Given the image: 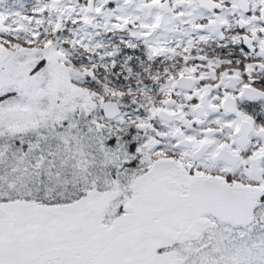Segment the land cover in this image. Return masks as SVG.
<instances>
[{
	"label": "snow or ice",
	"instance_id": "6c2138e0",
	"mask_svg": "<svg viewBox=\"0 0 264 264\" xmlns=\"http://www.w3.org/2000/svg\"><path fill=\"white\" fill-rule=\"evenodd\" d=\"M0 264H264V0H0Z\"/></svg>",
	"mask_w": 264,
	"mask_h": 264
}]
</instances>
